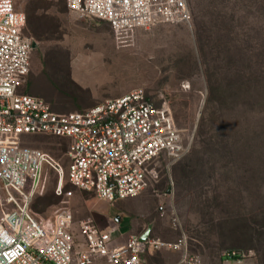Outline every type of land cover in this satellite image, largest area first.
Instances as JSON below:
<instances>
[{
  "label": "rangeland",
  "instance_id": "obj_1",
  "mask_svg": "<svg viewBox=\"0 0 264 264\" xmlns=\"http://www.w3.org/2000/svg\"><path fill=\"white\" fill-rule=\"evenodd\" d=\"M187 1L190 24L157 23L121 40L108 22L78 18L65 0H16L17 10L33 19L24 35L36 43L21 92L34 89L61 112L135 89L161 96L188 150L174 164H153L157 179L144 191L149 197L140 194L132 209L151 212L152 237L174 241L184 232L204 264H228L227 251L246 253L243 264H264V74L263 91L253 86L255 96H234L250 62L258 73L264 63V0ZM23 144L59 162L63 192L74 190L65 169L67 139L25 136ZM57 184L49 170L32 211L47 221L70 209L78 236L79 223L101 213L97 199L79 191L69 200L59 197ZM180 258L176 251H150L141 264H179Z\"/></svg>",
  "mask_w": 264,
  "mask_h": 264
},
{
  "label": "built area",
  "instance_id": "obj_2",
  "mask_svg": "<svg viewBox=\"0 0 264 264\" xmlns=\"http://www.w3.org/2000/svg\"><path fill=\"white\" fill-rule=\"evenodd\" d=\"M80 19L110 24L118 39L157 23L190 24L187 0H65ZM26 15L16 0H0V264H141L150 251L181 253L179 264H204L190 252L184 232L174 241L130 236L118 244L114 229L93 219L79 223L62 209L39 221L31 210L44 175L58 176L57 196L75 191L114 203L142 194L157 179L154 165L171 164L188 150L171 105L161 96L135 89L123 96L69 112L55 111L35 95L21 92L32 63L33 41L24 35ZM65 138L67 179L74 190L63 192L64 167L47 153L23 144L25 136ZM173 228L178 229L174 219ZM247 254L227 251L228 264H243Z\"/></svg>",
  "mask_w": 264,
  "mask_h": 264
},
{
  "label": "crops",
  "instance_id": "obj_3",
  "mask_svg": "<svg viewBox=\"0 0 264 264\" xmlns=\"http://www.w3.org/2000/svg\"><path fill=\"white\" fill-rule=\"evenodd\" d=\"M143 194L147 196V192ZM141 195L135 198L118 200L114 203L99 201L97 199L96 205L100 208L101 213H95V219H91L105 230L114 229L113 227L119 228L118 231L114 230V238L118 244L124 243L132 235L141 236L151 227L149 223H151L150 219L152 217L151 212L149 213L148 211L149 209L147 210L148 212H146V209L139 208L135 211L132 209V204Z\"/></svg>",
  "mask_w": 264,
  "mask_h": 264
},
{
  "label": "trees",
  "instance_id": "obj_4",
  "mask_svg": "<svg viewBox=\"0 0 264 264\" xmlns=\"http://www.w3.org/2000/svg\"><path fill=\"white\" fill-rule=\"evenodd\" d=\"M25 15H26V13H25ZM26 25H30L31 27L33 26V19L31 17V15L30 16L28 15V19H27V16H26ZM259 67H260V69H259L260 73H258V71L254 70L252 63L250 62V66H249L250 72L248 73V76H247L248 78L242 79L240 77H237L236 82H235V83H237L235 85V94H234L235 97L240 98L239 96L242 93H245L247 96H252V95L255 96V94L252 93L253 86H254V91L258 90L259 88H260V90H258V91H263V88H261V84H263L262 83L263 77H261V76L259 77V75L260 74H264V63L261 64ZM241 80H244V81H241ZM34 91H35L34 89H29V91L27 89V91H24L23 93H27V94H31V95H35V96H38L40 98H43V96H41L40 93H38L37 91H35V93H34ZM214 91H215V89H213V88L210 89V97H211V95H212V93ZM43 99L46 100L45 98H43ZM208 100H210V98H208ZM52 107H53V105H52ZM84 108H88V107H84ZM84 108H82V109H84ZM53 109L55 111L61 112V111L55 109L54 107H53ZM77 110H80V109H77ZM31 210H32V206H31ZM222 260H223V258H222Z\"/></svg>",
  "mask_w": 264,
  "mask_h": 264
},
{
  "label": "water",
  "instance_id": "obj_5",
  "mask_svg": "<svg viewBox=\"0 0 264 264\" xmlns=\"http://www.w3.org/2000/svg\"><path fill=\"white\" fill-rule=\"evenodd\" d=\"M32 47H33V49H34V48L36 47V43H33ZM150 228H151V227H149V228L147 229V231H146L143 235L140 236L142 240H145V239L149 236Z\"/></svg>",
  "mask_w": 264,
  "mask_h": 264
},
{
  "label": "bare ground",
  "instance_id": "obj_6",
  "mask_svg": "<svg viewBox=\"0 0 264 264\" xmlns=\"http://www.w3.org/2000/svg\"><path fill=\"white\" fill-rule=\"evenodd\" d=\"M63 187H64V181H63Z\"/></svg>",
  "mask_w": 264,
  "mask_h": 264
}]
</instances>
